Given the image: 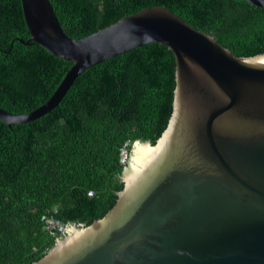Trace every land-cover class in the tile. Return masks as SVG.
<instances>
[{
    "label": "water",
    "instance_id": "obj_1",
    "mask_svg": "<svg viewBox=\"0 0 264 264\" xmlns=\"http://www.w3.org/2000/svg\"><path fill=\"white\" fill-rule=\"evenodd\" d=\"M21 2L30 33L21 42L74 65L37 110L0 108L10 126L48 114L83 72L135 48L164 44L176 59L167 127L155 144H133L116 204L90 225H68L31 264H264V53L237 57L163 7L70 38L50 0Z\"/></svg>",
    "mask_w": 264,
    "mask_h": 264
},
{
    "label": "trees",
    "instance_id": "obj_2",
    "mask_svg": "<svg viewBox=\"0 0 264 264\" xmlns=\"http://www.w3.org/2000/svg\"><path fill=\"white\" fill-rule=\"evenodd\" d=\"M70 38L89 37L146 8L163 7L214 36L237 57L264 53V9L244 0H50ZM30 33L21 0H0V108L26 115L45 105L74 65ZM176 59L153 43L83 72L48 114L0 120V264H31L64 236L113 208L123 189L121 150L155 144L172 114Z\"/></svg>",
    "mask_w": 264,
    "mask_h": 264
},
{
    "label": "built area",
    "instance_id": "obj_3",
    "mask_svg": "<svg viewBox=\"0 0 264 264\" xmlns=\"http://www.w3.org/2000/svg\"><path fill=\"white\" fill-rule=\"evenodd\" d=\"M128 158H129V153L127 148L125 147L121 150V163L125 165L128 161ZM43 220L46 222L47 229L65 235L67 227L62 222L54 218H47V217H43Z\"/></svg>",
    "mask_w": 264,
    "mask_h": 264
},
{
    "label": "bare ground",
    "instance_id": "obj_4",
    "mask_svg": "<svg viewBox=\"0 0 264 264\" xmlns=\"http://www.w3.org/2000/svg\"><path fill=\"white\" fill-rule=\"evenodd\" d=\"M143 152V148H139L137 151H136V153H137V155H138V157H140L141 156V153ZM131 161V160H130ZM132 164L134 165L135 164V161H134V159H133V161H132Z\"/></svg>",
    "mask_w": 264,
    "mask_h": 264
},
{
    "label": "rangeland",
    "instance_id": "obj_5",
    "mask_svg": "<svg viewBox=\"0 0 264 264\" xmlns=\"http://www.w3.org/2000/svg\"><path fill=\"white\" fill-rule=\"evenodd\" d=\"M130 160H131V154L129 155V161H128V164H129Z\"/></svg>",
    "mask_w": 264,
    "mask_h": 264
},
{
    "label": "clouds",
    "instance_id": "obj_6",
    "mask_svg": "<svg viewBox=\"0 0 264 264\" xmlns=\"http://www.w3.org/2000/svg\"><path fill=\"white\" fill-rule=\"evenodd\" d=\"M128 152H129V151H128ZM128 161H129V158H128ZM128 161H127V163H126L127 165H128ZM126 164H125V165H126Z\"/></svg>",
    "mask_w": 264,
    "mask_h": 264
}]
</instances>
